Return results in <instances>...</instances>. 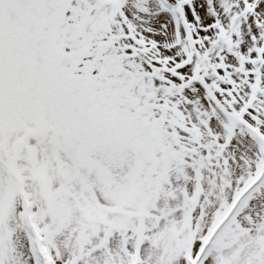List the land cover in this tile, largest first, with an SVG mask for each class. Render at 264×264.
Listing matches in <instances>:
<instances>
[{
    "label": "snow or ice",
    "instance_id": "obj_1",
    "mask_svg": "<svg viewBox=\"0 0 264 264\" xmlns=\"http://www.w3.org/2000/svg\"><path fill=\"white\" fill-rule=\"evenodd\" d=\"M0 264H264V0H0Z\"/></svg>",
    "mask_w": 264,
    "mask_h": 264
}]
</instances>
